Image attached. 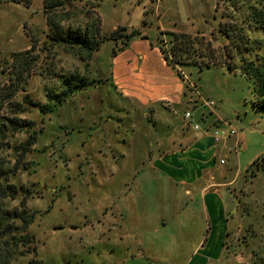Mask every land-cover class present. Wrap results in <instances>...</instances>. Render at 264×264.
Masks as SVG:
<instances>
[{
	"label": "rangeland",
	"instance_id": "1",
	"mask_svg": "<svg viewBox=\"0 0 264 264\" xmlns=\"http://www.w3.org/2000/svg\"><path fill=\"white\" fill-rule=\"evenodd\" d=\"M25 1L28 6L13 3L0 6V53L7 55L27 50L32 43L37 45L35 54L40 55V67L27 80L26 92L44 108L52 109L43 117L38 110L28 116L36 121V129L44 130L27 155L28 170L20 171L13 179L14 184L32 191L28 206L35 215L30 232L35 236L37 257L43 264H127L129 257L125 251L114 247L107 235L93 232L97 210L89 202L80 205L75 196L79 188H86L91 182L90 178L84 180L78 175L80 162L86 161L83 157L91 155L90 134L105 120L108 107L113 105L107 102L105 94L110 84L113 51L123 47L129 40L126 36L132 32L137 34L130 39H151L160 49L171 46L169 33L200 35L218 47L224 39L218 35L221 18L216 10L217 0H47L58 18H64L60 26L65 29L88 31L89 37L105 40L118 29L126 28L119 31L123 37L105 40L90 58L83 54L84 60L63 47L46 51V0ZM253 38L257 40L259 36L253 34ZM180 69L185 79L188 77L197 85L204 102H215L212 109L203 104L211 110H207L210 121L216 119L215 112L227 122L232 121L233 128L241 134L264 131V110L253 108V86L245 75L230 73L225 68L202 72L194 66ZM69 76L84 78L87 84L55 106L48 96L52 90L60 93L62 90L56 88L60 77ZM23 95L18 94V101L23 100ZM102 108L105 109L101 111ZM201 113L196 116L201 124H206ZM27 137L20 135L17 143ZM82 141L88 146L86 154L82 152L85 148ZM1 155L11 158L10 152ZM251 173L246 175L247 181L242 180V190H237L241 205L235 230H239L233 241L228 242L235 254L230 259L233 264H264V174ZM19 202L20 197L13 205ZM183 260L176 259L179 263ZM171 262L173 259H157V264Z\"/></svg>",
	"mask_w": 264,
	"mask_h": 264
},
{
	"label": "crops",
	"instance_id": "2",
	"mask_svg": "<svg viewBox=\"0 0 264 264\" xmlns=\"http://www.w3.org/2000/svg\"><path fill=\"white\" fill-rule=\"evenodd\" d=\"M109 79L113 105L91 132V155L78 169L91 182L75 192L80 205L97 210L93 232L125 251L127 264H233L237 190L264 154V131L241 134L215 112L210 121L197 85L183 80L151 39L133 38L113 55ZM216 128L237 134L217 142Z\"/></svg>",
	"mask_w": 264,
	"mask_h": 264
},
{
	"label": "trees",
	"instance_id": "3",
	"mask_svg": "<svg viewBox=\"0 0 264 264\" xmlns=\"http://www.w3.org/2000/svg\"><path fill=\"white\" fill-rule=\"evenodd\" d=\"M47 0L44 13L47 19L48 31L44 32L45 44L52 47H63L75 52L84 60L83 54L90 58L97 52L105 40L117 41L124 35L119 31L110 34L105 40L95 36L89 37V32L81 33L71 28L60 26L58 18ZM24 4L25 0H0L3 4ZM217 12L220 13L218 35L224 39L223 44L216 47L200 35L193 36L184 33H169L172 36L170 47H161V52L180 77L185 80V74L180 67L194 66L202 72L210 68H225L230 73L240 72L247 77L253 86V108L264 110V0H217ZM137 33L125 35V45L114 50V56L125 50L130 38ZM253 34L259 38L252 39ZM214 39L217 40V37ZM36 44L31 48L11 52L7 55L0 53V264H43L37 257L35 236L30 232L34 222V213L28 203L32 198L31 189L18 186L13 179L22 170H28L26 160L38 136L44 128L36 129V121L29 118L33 111L45 115L52 109L43 107L30 96L27 90V80L37 73L40 55H36ZM49 71L50 68L47 67ZM182 72V73H181ZM56 85L60 93L52 90L51 99L55 106L60 105L76 90L87 84V80L75 77H60ZM24 94L23 100L18 101V94ZM28 135L26 140L17 143L20 135ZM9 153L11 158L1 155ZM255 175L264 174V154L247 170ZM20 197V202L13 205Z\"/></svg>",
	"mask_w": 264,
	"mask_h": 264
},
{
	"label": "built area",
	"instance_id": "4",
	"mask_svg": "<svg viewBox=\"0 0 264 264\" xmlns=\"http://www.w3.org/2000/svg\"><path fill=\"white\" fill-rule=\"evenodd\" d=\"M203 104L208 106L210 109H212L214 106H215V102H204L203 101ZM185 118L188 120V119H191L192 118V113L191 112H187L185 114ZM195 130H199L200 127L199 125H194L193 126ZM214 134V138L217 142H219L220 140L226 138V137H229V136H235L237 134V132L235 130H231L229 132H226L225 130H222V129H219V128H216L213 132ZM224 161H222L223 163Z\"/></svg>",
	"mask_w": 264,
	"mask_h": 264
}]
</instances>
